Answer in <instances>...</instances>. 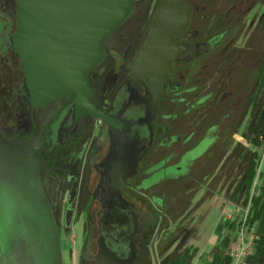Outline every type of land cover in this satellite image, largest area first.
<instances>
[{
    "label": "flooded vegetation",
    "instance_id": "af4514ba",
    "mask_svg": "<svg viewBox=\"0 0 264 264\" xmlns=\"http://www.w3.org/2000/svg\"><path fill=\"white\" fill-rule=\"evenodd\" d=\"M158 1L130 0L102 41L86 76L102 120L73 116L72 96L26 102L9 45L16 3L0 0V135L29 146L60 264H198L204 232L219 242L206 264L231 256L226 208L245 197L264 122V0H183L155 93L130 67Z\"/></svg>",
    "mask_w": 264,
    "mask_h": 264
},
{
    "label": "water",
    "instance_id": "95a60500",
    "mask_svg": "<svg viewBox=\"0 0 264 264\" xmlns=\"http://www.w3.org/2000/svg\"><path fill=\"white\" fill-rule=\"evenodd\" d=\"M9 45L20 60L19 89L32 107L73 97L71 114L104 119L89 101L88 71L101 60L102 41L126 16L130 0H14ZM131 77L158 90L188 19L183 0H159ZM30 149L0 135V262L60 264L58 235ZM155 259V258H154Z\"/></svg>",
    "mask_w": 264,
    "mask_h": 264
},
{
    "label": "trees",
    "instance_id": "16d2710c",
    "mask_svg": "<svg viewBox=\"0 0 264 264\" xmlns=\"http://www.w3.org/2000/svg\"><path fill=\"white\" fill-rule=\"evenodd\" d=\"M259 136L264 139V122L260 125ZM256 153V159L252 164V168L246 173L245 197L241 202L242 206L248 205L245 225L249 229L253 227L254 234L252 237L251 251L240 264H264V140L262 144L259 142L258 151ZM259 159H261V168L257 176L258 185L256 186L255 193L248 196L252 183L251 181L255 175ZM235 221L236 218L228 223L229 228H233L234 231L237 228ZM226 242L227 239L225 238L224 245ZM229 261L230 257L228 256L219 257L218 264H227Z\"/></svg>",
    "mask_w": 264,
    "mask_h": 264
},
{
    "label": "built area",
    "instance_id": "2783aa9c",
    "mask_svg": "<svg viewBox=\"0 0 264 264\" xmlns=\"http://www.w3.org/2000/svg\"><path fill=\"white\" fill-rule=\"evenodd\" d=\"M260 165H261V159H259L258 165L256 166L257 168L255 170V175L251 181L252 183L248 196H250L252 193H255L256 186L258 185L257 176L259 169L261 168ZM247 206L241 205V207L238 208L240 209L239 211L241 215H239L238 213L237 214L238 217L236 216L235 224L237 225V228L234 231V235H233L234 242L230 252L231 254L230 261L227 264H240L241 261H243L249 255L248 253L251 251L254 228L251 227V229H249L245 225L246 215L248 212Z\"/></svg>",
    "mask_w": 264,
    "mask_h": 264
},
{
    "label": "rangeland",
    "instance_id": "374dc122",
    "mask_svg": "<svg viewBox=\"0 0 264 264\" xmlns=\"http://www.w3.org/2000/svg\"><path fill=\"white\" fill-rule=\"evenodd\" d=\"M260 137L261 136L258 137L259 138L258 139V145H259V142H261V144H262V142L264 140L263 138H260ZM240 205H241V202L237 203L236 205H234L233 209L231 207H227L226 210L232 212L233 213V217L236 218L238 213H239V215H241L240 211H239L240 209H238L239 207H241ZM212 225H213V223H212ZM221 231H224L223 227H222ZM215 235H218V233H213V234H209V232H204L203 233L204 241L206 240L208 243L206 242L207 245L205 246V254L204 253L201 254L202 256H201L200 261L198 262V264H206L209 261V255H207L206 252H209V250L213 249L214 246L219 244L218 240L215 238Z\"/></svg>",
    "mask_w": 264,
    "mask_h": 264
},
{
    "label": "crops",
    "instance_id": "0c3cea01",
    "mask_svg": "<svg viewBox=\"0 0 264 264\" xmlns=\"http://www.w3.org/2000/svg\"><path fill=\"white\" fill-rule=\"evenodd\" d=\"M233 209V208H232Z\"/></svg>",
    "mask_w": 264,
    "mask_h": 264
}]
</instances>
